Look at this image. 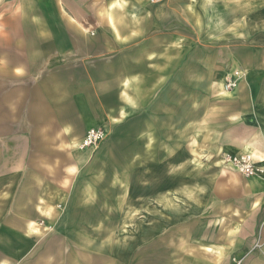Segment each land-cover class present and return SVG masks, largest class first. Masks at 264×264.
I'll return each mask as SVG.
<instances>
[{
  "label": "crops",
  "instance_id": "0c3cea01",
  "mask_svg": "<svg viewBox=\"0 0 264 264\" xmlns=\"http://www.w3.org/2000/svg\"><path fill=\"white\" fill-rule=\"evenodd\" d=\"M236 263L264 264V0H0V264Z\"/></svg>",
  "mask_w": 264,
  "mask_h": 264
},
{
  "label": "built area",
  "instance_id": "2783aa9c",
  "mask_svg": "<svg viewBox=\"0 0 264 264\" xmlns=\"http://www.w3.org/2000/svg\"><path fill=\"white\" fill-rule=\"evenodd\" d=\"M234 75H237L235 72ZM235 79L233 77H229L224 86L226 89H230L234 87ZM106 134L103 132L101 128L91 127L88 128L82 140L78 143L77 148L80 150H84L86 148L95 149L97 146L104 140ZM223 164L227 167L236 170L244 177H251L259 169L254 165L252 157L250 154H243V155H229L223 154ZM58 208H61V205H57ZM238 264V263H236Z\"/></svg>",
  "mask_w": 264,
  "mask_h": 264
},
{
  "label": "rangeland",
  "instance_id": "374dc122",
  "mask_svg": "<svg viewBox=\"0 0 264 264\" xmlns=\"http://www.w3.org/2000/svg\"><path fill=\"white\" fill-rule=\"evenodd\" d=\"M127 186L126 184H122V186ZM116 193V192H114ZM109 195H113L112 192H109ZM110 203H113V202H116V199L115 197L114 198H110ZM127 202V200H125ZM62 207V206H61ZM127 217V216H126ZM125 216H114V215H106L104 216V219L105 221H110V222H113V221H123L125 218ZM92 218H95V216ZM132 230H130L129 228L127 229H123V230H120V231H111V230H105L104 233H103V237L104 239H108V238H114V237H121V238H125L126 236H129L131 234ZM89 234L92 236L93 235V232H89Z\"/></svg>",
  "mask_w": 264,
  "mask_h": 264
}]
</instances>
